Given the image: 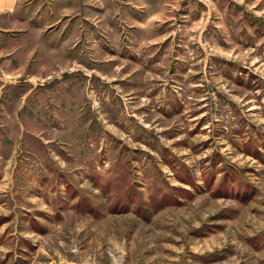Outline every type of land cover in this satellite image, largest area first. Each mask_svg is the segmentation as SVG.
<instances>
[{
	"label": "rangeland",
	"instance_id": "rangeland-1",
	"mask_svg": "<svg viewBox=\"0 0 264 264\" xmlns=\"http://www.w3.org/2000/svg\"><path fill=\"white\" fill-rule=\"evenodd\" d=\"M20 14L0 22V264H264V0Z\"/></svg>",
	"mask_w": 264,
	"mask_h": 264
},
{
	"label": "crops",
	"instance_id": "crops-1",
	"mask_svg": "<svg viewBox=\"0 0 264 264\" xmlns=\"http://www.w3.org/2000/svg\"><path fill=\"white\" fill-rule=\"evenodd\" d=\"M26 1L27 0H0V22L7 21V20L9 21L10 20H20L21 19V16H20L21 6ZM6 31H7V28L0 25V34H2L3 32L5 33ZM1 45L2 44H0V50H1L0 57H2L3 55H11L16 51L15 48H10L8 50H5V47Z\"/></svg>",
	"mask_w": 264,
	"mask_h": 264
}]
</instances>
